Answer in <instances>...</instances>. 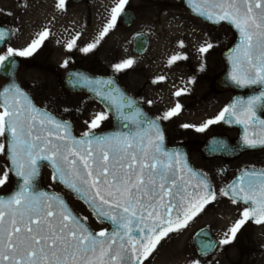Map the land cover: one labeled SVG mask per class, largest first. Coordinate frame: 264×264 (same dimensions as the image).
<instances>
[{
    "label": "snow or ice",
    "instance_id": "snow-or-ice-1",
    "mask_svg": "<svg viewBox=\"0 0 264 264\" xmlns=\"http://www.w3.org/2000/svg\"><path fill=\"white\" fill-rule=\"evenodd\" d=\"M127 2L128 0H118L112 8L111 22L104 28L101 38L115 25ZM63 3L64 0H59L58 6L62 7ZM200 14L207 15L216 22L227 20L239 30L242 37L239 46L242 60L237 58V72L232 78L238 84H264V0H203ZM46 36V32L42 33L40 40L34 41L28 49L21 52H14L9 48L7 56L0 55V64L10 56L31 55ZM3 38L0 33V40ZM68 47L71 48L72 45L69 44ZM94 47L95 44H92L82 51L88 52ZM207 50L200 49L201 52ZM176 59L179 57H173L170 62ZM245 63L251 66V71L242 70V64ZM131 64L132 61L128 60L115 68L119 71ZM19 95L22 94L17 92V96ZM176 95H180V92ZM260 99H264V93L247 102L242 110L247 114V119H238L237 123L251 122L252 106ZM3 107L4 111L0 113V136L11 137L8 147L10 160L16 174L23 178V184L14 196L8 200H0V264H143V259L151 254L169 232L183 227L191 215H195L204 204L215 198L207 192L200 195L199 208L188 201L187 208L181 206L183 220L180 215L173 220L171 214L177 205L171 201L165 204L164 201L165 197L175 198L179 195L172 191L177 187L176 179L172 178L171 183H167L170 174L174 177L175 172L170 173L171 158L165 163L149 152L151 139L148 145H144L136 144L127 137L103 140L96 138L97 151L91 147L92 141H88L89 147L86 149L82 146L77 150L65 149L64 145L53 144L41 133L37 132L34 136L37 122L42 126L45 121L53 123L46 116L38 118L32 115L30 107L26 114L19 100L10 104L5 99ZM231 107L235 108V105ZM178 111L179 105L166 113L163 119H168ZM225 113L233 114L230 108H225L215 120L207 121L204 127L224 119ZM103 119L105 116L98 114L91 127H98ZM149 126L155 128L154 122ZM55 127L61 129L59 124ZM197 131H203V127ZM48 135H56L57 139L64 138L59 133L49 132ZM245 143L250 147L257 143L264 144V138L257 141L246 137ZM0 151H4L3 144H0ZM156 151L159 152V147ZM69 156L75 158L69 159ZM37 160H49L60 178L85 198L90 196L89 203L98 209L100 215L111 219L117 228L123 229V235L114 230L107 242L97 241L95 236L83 229L66 210L57 208L54 203L56 198L43 193L32 194L31 181L37 175ZM6 179L7 172L0 177V185H3ZM259 189L257 198L256 189L250 184L246 194L241 197L245 203L251 200L254 207L244 209L241 213L243 219L238 220L229 229L230 234H226L227 238L220 241L222 245L231 243L250 218L256 224H264V183L260 184ZM183 191L186 192V189ZM106 208L108 210H105ZM161 208L164 209L163 213L159 210ZM114 209L121 211H111ZM133 218L137 219L138 223L152 220V224L145 225L146 232L145 228L137 227L135 231L140 235L134 237L129 235L133 231L130 227ZM97 235L105 237L106 234L102 231ZM116 236H121V239L127 236L128 246L121 243L119 250L113 251L112 245ZM129 249L131 258L128 256Z\"/></svg>",
    "mask_w": 264,
    "mask_h": 264
},
{
    "label": "water",
    "instance_id": "water-1",
    "mask_svg": "<svg viewBox=\"0 0 264 264\" xmlns=\"http://www.w3.org/2000/svg\"><path fill=\"white\" fill-rule=\"evenodd\" d=\"M76 3L82 2L84 0H73ZM181 6L186 10L187 13L194 16L195 18L201 20L202 22L213 26L219 27L225 25L229 27L235 35V39L231 45H229L221 54V59L225 65L224 72L216 79L214 85L218 90H234L238 94L234 96L228 103L226 108H230L232 115L225 113L224 119H222V124L224 127L229 129L238 130V138L233 145H231L226 138L212 137L208 139L206 146L203 150L207 151L208 156L224 155L227 153L239 154L246 150H257L264 148V144L257 143L255 146H249L245 143V138L254 139L259 141L264 138V118L262 116V111L264 108V99L257 100L252 106L251 115L253 119L250 123H237V120L247 119V114L243 113V108L246 107L247 102L252 100L254 97H260L264 93V84L261 83H244L238 84L232 77L234 73L237 72V58L240 57L242 60L241 53L239 51V46H241L242 37L239 30L227 20H220L216 22L215 19H209L207 15H201L203 9V0H180ZM119 20L124 26H130L134 20L135 15L132 11H123ZM0 33L3 34L4 38L0 40V50H3L6 45L12 39V32L9 28L0 26ZM148 44V38L145 34H137L134 37V52L137 54H143L146 50ZM255 62V54L253 56ZM24 60L20 56H10L7 60L0 64V77L4 80V83L0 86V106L4 110L5 99L11 104L14 100H19L20 106L23 107L25 113L27 114L29 107L32 110V115L46 116L53 123H45L43 126L37 122L35 133H41L42 136L51 140L53 144L64 145L65 149L71 148L73 150L79 149L81 146L83 148H88V141H92L91 147L94 151L98 150L96 144V138L101 140L105 138H122L127 137L129 140H133L136 144L148 145L149 139H151V145L149 146V152L154 154L158 160L169 162L171 158L172 171L175 172V176H171L168 180V184L171 183V179H176L177 187L172 189L173 192L179 193L175 198L165 197V204L169 201L177 205V208L173 209L172 218L176 219L177 215H180L181 220H183V213L181 211V206L183 205L187 208V202L191 201L193 204L199 208L200 200L199 196L204 193H211L213 195V188L209 179L199 170H197L190 160V155L188 151L180 146H169L167 142L166 133L160 122L151 116L144 108L123 88L120 81L111 75H96L92 72L79 67L74 66L68 68L62 78V87L64 90L72 93H86L92 99L97 101L102 107L108 112L111 117L112 124L111 127L103 131H95L88 133L87 135L78 136L74 133L72 124L66 120L59 119L47 110L41 109L36 106L30 94L23 89L18 79V73L22 70ZM243 71H251V66L242 64ZM254 76V71L251 72ZM258 89V91H254ZM248 91V94L242 95L241 92ZM17 92L22 94L17 96ZM130 105V106H129ZM235 105V108L231 106ZM154 122L155 128L150 127V123ZM61 125V129L58 130L55 125ZM51 133H59L63 136V139H57L56 135L49 136ZM33 136V139H34ZM10 135L8 137L4 136V156L7 161L8 170L12 176L13 184L11 189L3 194H0V200H8L10 197L14 196L20 190V186L23 184V178L16 174V171L11 163L10 154L8 152ZM43 141H37V143H42ZM159 147V152L156 148ZM75 157L69 156V159H74ZM47 167L53 177L55 183H57L61 188L71 193L75 198L81 201L92 214L101 222L108 226V230L105 231V237H100L95 233L88 224L79 217L72 207L69 205L66 198L54 191L48 190L41 185L43 167ZM83 171L82 165L80 166ZM249 171L242 172L237 178H235L228 186H226L224 193L239 201L248 208L254 207L251 200L247 203L241 198L246 194L249 185H253L257 192V198L259 197V186L264 183L263 177L264 172H257L255 174V180L249 181L251 177ZM182 177V179H180ZM78 183V182H77ZM32 194L43 193L49 197L56 198L54 201L57 208H62L67 211V213L79 222L80 226L85 229L92 236H95L97 241L104 240L108 241V238L112 236L114 230L118 231L123 235L124 230L117 228L113 224L111 219L100 215L98 209L89 203L91 197L85 198L82 194L78 193L74 189L70 188L64 180H62L56 170L52 167L49 160H37V175L32 179ZM186 189V192L183 191ZM244 189L245 191H241ZM183 197V199H182ZM210 202V201H209ZM206 205V204H204ZM105 210H108L107 208ZM161 213L164 209H159ZM200 210V209H199ZM114 212H119L121 210L114 209ZM198 212V211H196ZM139 215V213H138ZM192 216V215H191ZM151 225L152 220H147L145 223H138L137 219L133 218L130 227L133 229L129 235L138 237L140 233L135 231L137 227L145 228V225ZM123 243L126 247L128 246V237L125 236L121 239V236L115 237V243L112 245L113 251L119 250L120 244ZM128 256L131 258V250L129 249ZM142 256V253H141ZM144 260V259H143Z\"/></svg>",
    "mask_w": 264,
    "mask_h": 264
},
{
    "label": "rangeland",
    "instance_id": "rangeland-1",
    "mask_svg": "<svg viewBox=\"0 0 264 264\" xmlns=\"http://www.w3.org/2000/svg\"><path fill=\"white\" fill-rule=\"evenodd\" d=\"M117 3L118 0H88L86 3L76 5L73 11V20L74 25H76L74 27L77 41L75 50L78 53L74 54L73 58L60 60L56 54H52L50 57L44 54L32 57V53L24 56L29 57V59L26 60L23 69L18 74V78L38 105L65 116L64 113L71 108L69 105L81 99L78 95L63 93L61 78L65 69L82 65L95 73L119 77L122 74L121 70L124 68L117 71L115 66L131 60V66L125 67L130 72L126 80L123 77L124 81L131 80V88L140 82H145L146 87L150 89L154 88L155 94L162 101L160 103L157 101L156 105L165 110L169 106L170 100L173 101V97L170 96V88H168V97H166V89L172 83L171 78L178 74H181L182 77L184 75V73L175 70L176 68L185 70L184 61L180 60L183 57L179 55V48L183 43L182 48L186 52L197 48L201 49V45L208 49V46L211 45L207 51L200 52L198 58V61L202 63L201 65L204 64L209 72L205 81L202 82L204 86H207L211 79H215L223 70L221 52L234 39V34L227 27H210L188 15L182 9L180 0H128L124 9L134 10L137 16L135 23L131 27L125 28L121 26L117 18L115 25L101 38L104 28L111 22V10ZM21 8L16 4V0H0V13L2 14H13ZM5 17L7 16L5 15ZM9 21L14 31L13 43L0 55L4 56L8 53L9 48L14 52L28 49L34 41L40 40L43 31H48L47 36L50 39L57 37V26L35 25L24 18H18L15 21L9 19ZM81 30L85 33L80 36ZM136 33H144L149 37L148 50L140 58L134 56L131 52V39ZM92 44H95V47L88 52L87 58H80L82 48ZM173 57H179V59L170 62ZM176 61L178 63H175ZM150 82L155 86L151 87ZM2 83L3 80L0 77V85ZM126 85L133 91L128 84ZM204 98L205 102L201 107L204 109L206 105L211 106L213 104L212 115H219L227 101V97L223 93L220 96H215L207 88ZM89 102L91 101L88 99V104L95 106V104ZM86 105L87 103L84 106ZM219 107L220 109H218ZM192 111H200V109L189 110V112ZM110 123L111 118L108 116V126ZM0 144H3V136H0ZM213 164L208 163L207 167H210L208 169L213 168ZM5 172H7V179L3 185H0V193L9 191L13 184L4 152L0 151V177H3ZM42 186L65 196L76 213L96 233L107 229L79 200L53 181L51 172L46 167L43 168ZM214 190L215 196L222 195L221 189H218L216 184ZM171 254L172 252L162 246L153 254H149L143 264H166V260L169 259Z\"/></svg>",
    "mask_w": 264,
    "mask_h": 264
},
{
    "label": "flooded vegetation",
    "instance_id": "flooded-vegetation-1",
    "mask_svg": "<svg viewBox=\"0 0 264 264\" xmlns=\"http://www.w3.org/2000/svg\"><path fill=\"white\" fill-rule=\"evenodd\" d=\"M87 1L88 0L83 3ZM16 4L22 7L21 10L13 14L4 13L7 17L0 13V18H4L0 19V26L10 28L13 38L14 31L12 30L9 19L15 21V19L17 20L18 18H24L27 19L29 23L35 25H51V27L57 26L58 28L57 37L50 39L46 36L32 52V57H36L39 54L50 57L52 54H56L60 60H65L73 58L74 54L78 53L75 50L77 41L75 39L76 31L74 27L76 25H74L75 22L73 20V11L77 5L76 3L72 0H64L63 6L59 7V0H16ZM45 32L48 35V31H43L41 33ZM84 33L83 30L80 31V34ZM11 43H13V39ZM69 44L72 45L71 48L68 47ZM7 47L0 51V53L4 52ZM86 47L87 46L84 48ZM201 48H203L202 45ZM88 52L81 50L80 58L86 59ZM131 52L138 58L143 56L137 55L134 52V36L131 39ZM6 55L7 53L4 56ZM21 57L25 65L29 57ZM223 71L224 67L215 79H211L210 83L204 86L202 82L205 81L209 72L205 65H201L197 61V64L189 69L193 77V84L187 88L193 90L187 91L186 88L185 92L181 94L182 96H176V102L170 100V104L165 110L160 109L156 105L157 101L159 103L162 101L155 94L154 88L150 89L146 87L145 82H140L138 85L131 88V80H128V82L124 81L123 77H125L126 80L130 72L129 69L124 68L121 70L122 74L118 77L124 88L145 108V110L160 121L166 132L168 144L170 146H182L186 148L190 154L193 165L209 178L214 188L216 184V187L221 189L222 195H214V199L203 206L195 215H192L183 227L179 228L177 231L169 232L151 252V254H153L157 249L165 246L169 252H172L171 256L169 255V259L166 260V264H264V224H256L252 218L246 221L231 243L227 245H222L220 243L221 240L227 238L226 234H230L229 229L233 227L238 220L243 219L241 213L245 208H248L244 204L226 196L224 194L225 187L244 171L264 172V149L248 150L239 154L230 155V153H227L215 156H208L206 154L207 151L203 150L208 139L214 136L227 137L232 144L238 137L237 130L223 127L221 122L222 119L217 123L208 124L204 127L207 121L215 120L220 113L223 112L230 99L237 95L236 91H221L214 86L216 78ZM175 77L174 79L178 81L179 87L181 88L183 82L182 75H177ZM171 81H173V78H171ZM126 84H128L133 91H131ZM150 86L154 87L155 85L150 82ZM168 88L171 90V85L166 89V97H168ZM206 88L215 96H220L222 93L226 95L227 101L224 107L219 112V115H212L213 104H211L209 107V116L206 118L194 115L188 117L186 113H190V109L195 110L197 106L204 103ZM254 91H257V89ZM63 93L81 97L78 102L69 105L71 108L64 113L65 116L34 102L39 108L48 110L57 117L69 121L76 134L81 135L108 128V115L102 110L100 105L88 95L85 93H70L65 90H63ZM247 93L248 91L242 92V94ZM88 99L95 104V106L88 104ZM86 103L87 105L84 106ZM177 105H179V111L168 119H163L165 114L176 109ZM218 109H220V107ZM3 111L4 110L0 106V113ZM98 114L105 116V119L99 122L98 127L92 128L91 123L96 119ZM262 115L264 117V108ZM201 127H203V131H197V129ZM208 163H214L213 168L208 169L210 168L207 167ZM254 179L255 177L252 176L251 180Z\"/></svg>",
    "mask_w": 264,
    "mask_h": 264
},
{
    "label": "bare ground",
    "instance_id": "bare-ground-1",
    "mask_svg": "<svg viewBox=\"0 0 264 264\" xmlns=\"http://www.w3.org/2000/svg\"><path fill=\"white\" fill-rule=\"evenodd\" d=\"M81 36V34H79ZM181 39H183V37H181ZM204 42V41H203ZM182 46H184V43L180 46L179 48V55H181L183 58L180 59V60H183L184 61V67H185V70L184 69H178L176 68L175 70L177 72H182L184 73L183 75V82H182V87L180 88L179 87V83L178 81H176V78L174 76V80L172 81L171 83V92H170V96L173 97V101L172 102H176V93L177 92H180V95L183 94L185 92V89L190 86L191 84H193V77L191 75V73L189 72V69L196 65L197 64V61H198V58H199V54H200V49H195V50H190V51H185ZM203 48H204V45H203ZM175 63H178V61H176ZM199 64H202L200 61H198ZM180 65V64H179ZM204 65V64H203ZM178 75H181V74H178ZM193 89H189L187 88V91H192ZM182 96V95H181ZM205 102V101H204ZM175 105V104H174ZM202 105V104H201ZM201 105L197 106V109H200V111H195V112H190V113H186L187 116H192V115H195V116H200L202 118H206L207 116H209V107L210 105H206L204 109H202ZM174 110V109H173ZM206 114V115H205Z\"/></svg>",
    "mask_w": 264,
    "mask_h": 264
}]
</instances>
